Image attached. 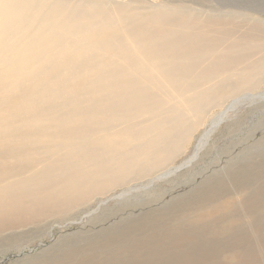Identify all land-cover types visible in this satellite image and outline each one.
<instances>
[{"label":"bare ground","instance_id":"obj_1","mask_svg":"<svg viewBox=\"0 0 264 264\" xmlns=\"http://www.w3.org/2000/svg\"><path fill=\"white\" fill-rule=\"evenodd\" d=\"M102 4L0 0V247L126 179L169 177L208 109L264 82V23L251 9L227 23ZM235 105L211 122L193 161ZM249 201L264 210V188Z\"/></svg>","mask_w":264,"mask_h":264},{"label":"rangeland","instance_id":"obj_2","mask_svg":"<svg viewBox=\"0 0 264 264\" xmlns=\"http://www.w3.org/2000/svg\"><path fill=\"white\" fill-rule=\"evenodd\" d=\"M98 1L109 10L123 3L140 13L180 9L200 20L219 15L227 23L236 17L244 22L251 9L250 20L264 23V0ZM240 94L208 109L189 145L165 167L169 177L126 179L87 206L51 219L13 249L0 247V264H179L183 255L190 256L183 264H224L227 255L249 252L253 259L245 264H264V210L247 203L264 188V96L243 99L264 95V82ZM233 104L193 161L211 122ZM226 199L230 208H219ZM213 249L219 257L205 258Z\"/></svg>","mask_w":264,"mask_h":264}]
</instances>
